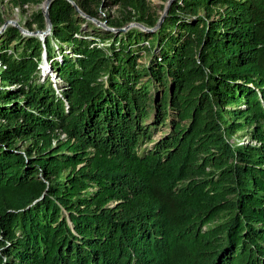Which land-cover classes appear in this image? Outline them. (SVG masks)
<instances>
[{"label":"trees","instance_id":"trees-1","mask_svg":"<svg viewBox=\"0 0 264 264\" xmlns=\"http://www.w3.org/2000/svg\"><path fill=\"white\" fill-rule=\"evenodd\" d=\"M82 6L0 34V264H264V0H177L107 40Z\"/></svg>","mask_w":264,"mask_h":264},{"label":"rangeland","instance_id":"rangeland-1","mask_svg":"<svg viewBox=\"0 0 264 264\" xmlns=\"http://www.w3.org/2000/svg\"><path fill=\"white\" fill-rule=\"evenodd\" d=\"M54 1L56 0H52V2L49 3V0H40L37 4L21 5L18 0H0V34H2L7 27H14L19 28L23 36L37 37L41 41H44L45 38L50 35V28H47L46 25V29L44 31L41 30L38 22L40 15L38 16V13H41V15L45 17L46 7H49ZM67 1L70 2L73 8L76 9L77 18L80 17L81 19L89 20V16L86 15L85 8L82 6V0ZM176 2L177 0H146V14L151 19L157 21V27H160L162 22L168 16L169 10L176 4ZM87 5L88 9L96 12L97 15L95 18L90 19V27L80 21V24L82 25L80 30L82 36L85 34L90 36L95 35L96 33L99 35L105 33L106 35L104 39L107 40V33L121 36L133 30L142 31L144 34H152L156 30V27L149 29L142 23L138 22L139 15L136 11L132 8L124 6L121 2L117 4H110L107 0H96V2L87 0ZM34 15L37 16L34 17ZM200 15H203V12H200ZM119 24L122 25L118 26ZM75 37L79 38L80 35L76 34ZM92 38V36L88 37V39ZM147 40H150V36ZM110 42H108V44H102L101 40L97 39V46L99 49L103 50L110 45ZM91 46L92 45H90V48H92ZM144 46H147V41H144L140 45V49ZM66 54H68V51H66ZM137 54L139 59H137V63H139L141 67L148 64L150 58L149 54L146 55L143 51H138ZM59 55L60 53L56 51L55 60H60ZM45 62L46 57L43 58L44 65ZM44 70L45 71L41 73L42 78L48 77L53 82H60L53 72L49 62L47 63V66H44ZM143 81L145 82L146 79ZM225 111H227V108H225ZM153 118L154 115H151V119L148 123H146V125H152ZM166 124H168V122ZM169 131L170 127L166 125L156 127L154 140L162 138V136L167 135ZM234 139L240 140V144L250 141L246 131L237 133Z\"/></svg>","mask_w":264,"mask_h":264},{"label":"water","instance_id":"water-1","mask_svg":"<svg viewBox=\"0 0 264 264\" xmlns=\"http://www.w3.org/2000/svg\"><path fill=\"white\" fill-rule=\"evenodd\" d=\"M52 2V0H49V3H51ZM46 9H47V7H46ZM45 19H46V25H47V28H51L50 27V22H49V19H48V16H47V12H46V15H45ZM160 25V24H159ZM159 27V26H158ZM158 27H156L155 29L157 30V28Z\"/></svg>","mask_w":264,"mask_h":264}]
</instances>
